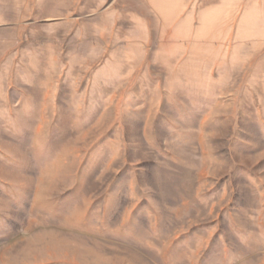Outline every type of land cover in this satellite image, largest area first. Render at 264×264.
Wrapping results in <instances>:
<instances>
[{
	"label": "rangeland",
	"instance_id": "obj_1",
	"mask_svg": "<svg viewBox=\"0 0 264 264\" xmlns=\"http://www.w3.org/2000/svg\"><path fill=\"white\" fill-rule=\"evenodd\" d=\"M0 264H264V0H0Z\"/></svg>",
	"mask_w": 264,
	"mask_h": 264
}]
</instances>
